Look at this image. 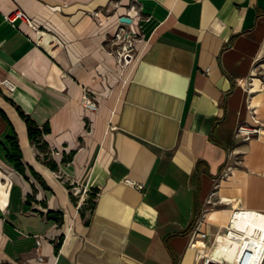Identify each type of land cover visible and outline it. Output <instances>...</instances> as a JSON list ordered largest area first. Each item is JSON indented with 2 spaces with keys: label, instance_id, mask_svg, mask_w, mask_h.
I'll return each mask as SVG.
<instances>
[{
  "label": "crops",
  "instance_id": "1",
  "mask_svg": "<svg viewBox=\"0 0 264 264\" xmlns=\"http://www.w3.org/2000/svg\"><path fill=\"white\" fill-rule=\"evenodd\" d=\"M129 4L141 39L119 81L105 33ZM16 8L30 24L4 19ZM3 78L0 264H201L191 243L231 261L229 240L209 247L219 225L264 212V0H0ZM18 109L48 125L40 142ZM203 209L208 239L191 236Z\"/></svg>",
  "mask_w": 264,
  "mask_h": 264
},
{
  "label": "built area",
  "instance_id": "2",
  "mask_svg": "<svg viewBox=\"0 0 264 264\" xmlns=\"http://www.w3.org/2000/svg\"><path fill=\"white\" fill-rule=\"evenodd\" d=\"M130 11H132L131 14ZM110 14V9L95 10L91 13L93 19L98 25H102L105 22V18H108ZM121 16L130 18V22L120 21ZM3 17L9 23H14L17 19H22L30 24L28 15L20 8L4 13ZM139 18L140 14L138 9H136L133 4H129L127 5V13L117 15L116 23L114 24L112 31L105 33V40L109 45V53L114 57L115 64L120 69L127 67L128 64H130L131 59L136 52V43L141 39V32L138 24ZM14 88L15 85L11 80L7 78L0 80L1 91L8 93L12 92ZM81 103L89 110L94 111L97 109L96 99L86 91L82 94ZM247 108L251 119L257 123L258 119L256 117L255 109L248 104ZM236 132L241 134L244 139H249L254 134L259 133V128L257 126L241 123L237 126ZM226 171L227 169L223 170L222 174H225ZM124 182L136 188H141L142 186L141 184L135 183L128 178H125ZM69 187L71 194H76L78 192L73 183H70ZM261 215H264V212L242 207L233 208L226 223L219 225V228H223L224 232L213 235L209 247L213 248L217 245L219 238L229 240L230 242L235 241L236 248L239 249L237 257L234 258V262L227 260L223 254L213 257L210 253L205 251L206 243H191L192 246H195L196 257L200 260L201 264H264V231L257 229L261 235L258 237V245L255 250L247 247L242 239H238L231 234L233 232H243L235 228V220L241 223L245 220H255L259 224L261 223L262 227H264V218H261ZM206 217L207 216L204 214L203 209L194 221L191 236L198 234L200 237L208 239L207 231L202 229L203 225L207 223ZM38 260H41L40 256H38Z\"/></svg>",
  "mask_w": 264,
  "mask_h": 264
},
{
  "label": "trees",
  "instance_id": "3",
  "mask_svg": "<svg viewBox=\"0 0 264 264\" xmlns=\"http://www.w3.org/2000/svg\"><path fill=\"white\" fill-rule=\"evenodd\" d=\"M18 112H19V115L24 119L26 123L27 134H28L29 140L34 143L40 142V137L42 133L48 132L49 130L48 125L46 124L43 127L38 128L37 126H35L31 118L27 114L23 113L20 109H18ZM8 141L10 143L11 153H8L7 157L9 161L12 163V165L14 166V168L20 173H23L25 168H28V170L31 173L36 175V173H34V171H32V169L29 166L23 163L21 159L20 149L18 147L17 141L15 140V137H8ZM51 168H55V166L51 165Z\"/></svg>",
  "mask_w": 264,
  "mask_h": 264
},
{
  "label": "bare ground",
  "instance_id": "4",
  "mask_svg": "<svg viewBox=\"0 0 264 264\" xmlns=\"http://www.w3.org/2000/svg\"><path fill=\"white\" fill-rule=\"evenodd\" d=\"M260 217L264 218V215H261ZM234 226L235 228L243 231L242 233L235 232L238 234L239 239H242L247 247L255 250L256 246L258 245V237L261 235L258 230L264 231V227H262L261 223L259 224L255 220H245L242 223L235 220ZM238 251L234 254V257L231 261L234 262V258L237 257ZM211 255L213 257L217 256L214 252H211Z\"/></svg>",
  "mask_w": 264,
  "mask_h": 264
},
{
  "label": "rangeland",
  "instance_id": "5",
  "mask_svg": "<svg viewBox=\"0 0 264 264\" xmlns=\"http://www.w3.org/2000/svg\"><path fill=\"white\" fill-rule=\"evenodd\" d=\"M130 66H131V64H128L127 67H124V68H121V69L119 67H117L116 77H117V79L119 81L120 80L121 81L125 80V78L128 75V71L130 69ZM226 250H227L228 257L234 255L238 251V249L236 248L235 241H233V242L228 241V245L226 247ZM195 264H199V263H195Z\"/></svg>",
  "mask_w": 264,
  "mask_h": 264
},
{
  "label": "water",
  "instance_id": "6",
  "mask_svg": "<svg viewBox=\"0 0 264 264\" xmlns=\"http://www.w3.org/2000/svg\"><path fill=\"white\" fill-rule=\"evenodd\" d=\"M120 21L130 22V18H128V17H126V16H121V17H120Z\"/></svg>",
  "mask_w": 264,
  "mask_h": 264
}]
</instances>
